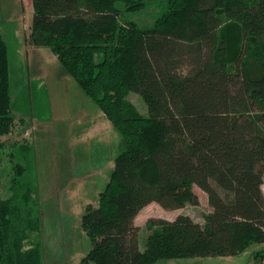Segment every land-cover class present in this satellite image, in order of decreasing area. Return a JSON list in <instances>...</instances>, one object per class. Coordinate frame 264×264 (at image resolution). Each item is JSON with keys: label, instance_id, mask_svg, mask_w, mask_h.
<instances>
[{"label": "trees", "instance_id": "16d2710c", "mask_svg": "<svg viewBox=\"0 0 264 264\" xmlns=\"http://www.w3.org/2000/svg\"><path fill=\"white\" fill-rule=\"evenodd\" d=\"M152 6L150 27L123 21ZM29 39L48 48L121 138L96 207L81 216L91 248L80 264H157L236 257L264 244V0H31ZM8 50L0 37V138L14 126ZM136 94L148 115L128 101ZM13 143L0 199V264H43L41 214L28 146ZM5 146L0 143V149ZM33 169V168H32ZM212 209L148 219L138 214ZM264 264V249L253 253Z\"/></svg>", "mask_w": 264, "mask_h": 264}, {"label": "rangeland", "instance_id": "374dc122", "mask_svg": "<svg viewBox=\"0 0 264 264\" xmlns=\"http://www.w3.org/2000/svg\"><path fill=\"white\" fill-rule=\"evenodd\" d=\"M116 8L122 12L124 6L117 3ZM158 16L159 10L152 6L135 14L122 12L123 21H132L141 28L150 27ZM32 17L31 0H0V37L8 50L14 118L10 134L0 138L5 146L0 149V199L9 195V145L26 139L23 143L28 146L30 172L33 175L34 170L36 177L41 226L50 219L58 225L59 241L69 244V248L54 250L59 264H75L76 253L86 255L91 248L81 231V216L89 204L97 203L108 183L114 160L121 151V138L74 78L65 73L51 50L31 45ZM128 101L141 115H148L138 95L130 93ZM193 192L199 200L196 207L166 211L153 205L135 218L140 250H145L144 225L148 219L174 221L182 215L200 225L204 223V216L212 209L204 192L196 186ZM43 237L44 233H39V239ZM255 247L258 246L223 261L195 258L157 264H254Z\"/></svg>", "mask_w": 264, "mask_h": 264}, {"label": "crops", "instance_id": "0c3cea01", "mask_svg": "<svg viewBox=\"0 0 264 264\" xmlns=\"http://www.w3.org/2000/svg\"><path fill=\"white\" fill-rule=\"evenodd\" d=\"M102 118L106 119L105 116L103 115V113H102ZM261 190H262V193L264 195V183H263V185L261 187ZM97 204H98V201H97V203L89 204V205L97 206ZM153 205H157V204L153 203V204H150L147 207H150V206H153ZM146 208H144L140 213L144 212V210ZM179 210H181V209H179ZM140 213H139V215L137 217H141ZM137 217H136V219H137ZM136 219H135V221H136ZM40 233H44V237L42 239H40V243H41L42 250H43V264H59L60 262L57 259V254L58 253H56L54 250L60 249V248H63V249L69 248V244H67V243H65L63 241H59L58 234L59 233L61 234V231L59 230L58 225L56 223L53 224L52 223V219H50L49 221L44 223V226H41ZM252 249H255V251H259L261 249H264V244H262V245H260L258 247L252 248ZM140 251H142V250H140ZM247 251L242 253L241 255H243L245 253H248ZM76 254H77V261H76L75 264H80L81 259L85 255H81L79 253H76ZM228 258H232V257H219V258H215V259H219V261H223L224 259H228ZM207 259H214V258H207ZM63 261L66 262L67 260L63 259Z\"/></svg>", "mask_w": 264, "mask_h": 264}]
</instances>
